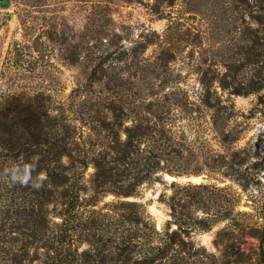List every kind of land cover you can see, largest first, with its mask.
<instances>
[{
	"label": "trees",
	"instance_id": "trees-1",
	"mask_svg": "<svg viewBox=\"0 0 264 264\" xmlns=\"http://www.w3.org/2000/svg\"><path fill=\"white\" fill-rule=\"evenodd\" d=\"M23 1L29 8L38 5L34 4L37 0ZM203 1L202 5L221 2ZM87 2L91 13L95 8L100 18L104 16L105 4ZM195 2L198 0H153L147 8L149 12L167 15L170 21L161 34L148 28L135 39L121 40L115 36L86 43L81 56L82 72L62 102L53 101V94L43 90L30 93L24 89L0 97V248L6 253L0 255V264H174L179 258L194 256L192 229L205 231L220 221L237 225L238 215L250 221L237 225V233L255 237L258 249L255 253L237 250L235 260L238 264H264L262 183L255 187V193H249L253 199L262 194L256 214L243 211L237 212V216L233 212L238 201L226 188L172 183L175 193L166 199L164 193L159 196L166 201L171 216L161 229L156 228L145 204L137 200L142 189L162 181L163 173L184 175L183 169L194 153L191 148H182L184 142L177 140L168 118L157 117V111H165L158 103L125 108L124 102L115 101L113 94L126 90L122 87L126 80L119 71L140 68L146 77H160L164 84L175 83L182 69L176 68L173 61L189 46L190 54L185 57L197 70L201 88L216 83L231 96H247L264 89V0H227L228 10H236L235 14L246 10L249 20L244 15L233 23L228 20L230 24L215 27V35L225 37L227 43L220 52L197 57L195 48L202 50V43H196L200 32L174 21V14L186 7L190 12L201 7ZM9 5V0L0 2L1 8ZM27 14L24 22L30 11ZM131 29L120 26L119 30L129 33ZM101 30L106 29H95ZM150 47L151 54H147ZM15 66L20 65L16 62ZM248 71L249 78L242 76ZM119 80H123L122 84ZM206 102L212 112L220 110L207 98ZM214 156L218 162L220 155ZM88 166L93 172L85 180L86 187L81 188ZM10 173H17L19 179L9 200V191L3 190L1 181ZM249 186L241 188L247 190ZM82 190L88 191L94 204L112 193L114 198L105 204L111 208L112 221L99 210L97 215L103 220L88 215L82 225L77 208ZM182 190L200 193L189 194L188 200L180 202L176 195ZM129 197L135 200H126ZM191 203L201 206L203 218L184 214ZM183 219L189 226L182 224ZM173 224L175 229H171ZM230 229L233 233L234 228ZM230 247L233 249V245ZM239 248L240 245L236 246ZM225 261L231 263L229 259Z\"/></svg>",
	"mask_w": 264,
	"mask_h": 264
},
{
	"label": "rangeland",
	"instance_id": "rangeland-1",
	"mask_svg": "<svg viewBox=\"0 0 264 264\" xmlns=\"http://www.w3.org/2000/svg\"><path fill=\"white\" fill-rule=\"evenodd\" d=\"M9 1L8 7H0V97L24 89L30 93L43 90L46 94L50 92L53 94L51 98L53 101L62 102L82 72L81 56L84 54L86 43L115 36L121 40L128 37L135 39L148 28L161 34L170 24L167 15L161 17L159 14L153 15L149 12L147 8L153 0H92V2L37 0L34 4L38 5L34 9L26 7L23 0ZM86 2L92 5L100 2L105 4L107 10L102 12L104 16L100 18L101 14L98 15L95 8L94 14L91 13ZM199 3L201 7L194 8L193 12L186 10L188 6L181 13L174 14V21L179 22L181 27L193 26L195 32H200V38H197L196 43H202V50L195 48V57L203 56V53L209 55V52H220L227 43L225 37L215 35L217 30L215 27L230 24L228 20L233 23L244 15L246 21L249 20L247 16L249 12L246 10L239 14H235L236 10H228L227 0L203 5V0L195 2L196 5ZM28 11L30 17L24 22L25 15H29ZM120 26H130L133 30L125 33L119 30ZM98 28L106 30L96 32L95 29ZM151 51L150 47L146 53L151 54ZM189 51L188 46L183 53L176 55L173 61L177 63L176 68L182 69L177 82L164 84L160 82V77L157 79L151 75L146 77L140 68L119 71L123 80H126L122 86L126 90H122L118 95L113 94L116 96L115 101L118 100L119 104L125 103V108L133 105L142 106L141 104L145 105L147 102L158 103L165 111L163 113L157 111L155 113L157 117L168 118L171 128L178 136L177 140L184 142L182 148H191L194 153L183 169L184 175L175 177L163 173L162 181L142 189L141 197L137 199L145 204L148 213L155 220L157 229H161L165 221L171 219L166 201L163 198L159 199V196L164 193L166 199L175 193L172 192V183L206 185L207 189L226 188V192L231 193V197L234 195L233 198L238 201L234 215L243 211L256 214L255 207L259 206L262 194L253 199L249 193H255L254 189L260 183L264 185V159L260 163L264 157V89L247 96H231L216 83L210 88H201L197 70L192 67L190 58L185 57L190 54ZM16 62L19 67L15 66ZM242 76L249 78L251 72H244ZM123 80H119L121 84ZM206 98L215 109L217 107L220 109L217 113L209 108ZM168 107H173L174 110H169ZM216 153L220 155L218 162L213 159L216 158L214 156ZM92 172L93 168L88 166L82 175V183L80 179L78 180L81 188L86 187L88 183L85 180ZM187 177L198 179L188 181ZM17 179H19L17 173H10L2 178L1 184L5 188L4 191L6 189L9 191V200L10 195L15 194L13 187L17 186ZM241 185L250 186L247 190H242ZM177 190L178 188H174V191ZM82 192L77 200L82 225L88 215L103 220V217L97 215L99 210L105 215L108 214L112 221L111 208L105 205L110 204L114 198L112 193L98 199L94 204L89 199L88 191ZM197 193L200 191L182 190L178 192L176 198L182 202L188 200L189 194ZM126 200L135 199L129 197ZM201 209L199 204L191 203L188 209H184V214L200 219L204 217ZM91 211L94 213H89ZM177 211L181 212V209L177 207ZM104 218H107L104 221L107 223L108 217ZM255 218L253 216V219ZM237 219H240L237 225L250 221L239 215ZM187 223L183 219L182 224L189 226ZM228 223V221L212 223V227L205 231L192 229L190 237L194 248L191 254L194 256L184 260L179 258L174 264H227L225 261L227 259L231 261L229 264H238L235 260V251L255 253L258 249V240L246 234L240 236L237 233V225ZM176 227L173 224L171 229ZM230 228H234L233 233L230 232L232 231ZM238 245L240 248L236 249ZM81 247L84 249L86 243ZM2 254L6 253L0 248V255Z\"/></svg>",
	"mask_w": 264,
	"mask_h": 264
},
{
	"label": "water",
	"instance_id": "water-1",
	"mask_svg": "<svg viewBox=\"0 0 264 264\" xmlns=\"http://www.w3.org/2000/svg\"><path fill=\"white\" fill-rule=\"evenodd\" d=\"M0 2L2 3V2H4V0H0ZM195 178L196 177H187L186 180L193 181V180H195Z\"/></svg>",
	"mask_w": 264,
	"mask_h": 264
},
{
	"label": "bare ground",
	"instance_id": "bare-ground-1",
	"mask_svg": "<svg viewBox=\"0 0 264 264\" xmlns=\"http://www.w3.org/2000/svg\"><path fill=\"white\" fill-rule=\"evenodd\" d=\"M198 178H195V180H197Z\"/></svg>",
	"mask_w": 264,
	"mask_h": 264
}]
</instances>
